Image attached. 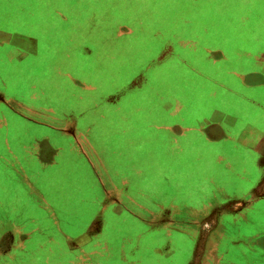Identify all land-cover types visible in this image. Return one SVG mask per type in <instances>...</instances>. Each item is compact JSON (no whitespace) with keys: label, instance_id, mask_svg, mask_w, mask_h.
Here are the masks:
<instances>
[{"label":"rangeland","instance_id":"1","mask_svg":"<svg viewBox=\"0 0 264 264\" xmlns=\"http://www.w3.org/2000/svg\"><path fill=\"white\" fill-rule=\"evenodd\" d=\"M87 1L0 0V28L8 31L0 32V42L12 41L26 50L24 61H17V69L24 76L14 78L12 73H5V81L0 82L27 81L22 85L26 86L24 94L11 93L9 103L26 118L68 134L99 176L104 175L100 170L106 166L110 170H118V166L135 168L136 181H141L145 193L139 207L149 208V200L158 199L168 206L170 214L180 215L187 201L191 207L188 210L196 215L197 184L203 176L196 169L201 146L194 138L197 142H191L182 156L177 152L181 143L166 139L165 132L177 135L184 130L197 131L204 124L189 119L206 117L219 99L229 108L235 74L243 76L263 63L246 60L253 56L241 54L244 51L237 42L264 35L253 22H264V0H98L89 13ZM16 34L24 37L15 41L12 36ZM260 49L252 54L260 56ZM234 51L237 57L230 54ZM245 80L246 85L256 87L262 78ZM254 87L249 93L241 92L239 101L254 98ZM194 103L204 104L202 112L191 108ZM85 107L93 108L88 110L92 121L81 119ZM182 117L189 118L187 125L179 124ZM173 118L177 122H168ZM150 120L157 123L150 125ZM155 128L157 137L151 138L149 132ZM54 149L48 141L41 142L36 149L40 161L53 164ZM169 152L177 154L167 156ZM111 174L118 178L117 171ZM227 175V185L233 188L236 174ZM19 179L14 176L13 183ZM117 187L111 182V192L116 193ZM27 191L29 194L31 190ZM35 196L39 206H45L42 197ZM228 198L219 196L221 201ZM164 205L154 210L166 212ZM150 224L160 229L172 224L173 231L153 232L154 244L163 249L166 237L162 235L168 231L167 237H172L175 245L172 263L184 264L190 245L179 234L197 227V221L156 220ZM200 227L205 230L208 226L202 222ZM108 234L111 240L123 242L116 233ZM93 243L84 237L74 242ZM59 244L65 245L62 238L49 239L47 246ZM1 245L15 246V240L8 236ZM39 256L27 264L55 261L53 253H42L38 260ZM64 260L67 263L63 264H69L75 256L68 254ZM0 263L17 264L10 254H2Z\"/></svg>","mask_w":264,"mask_h":264},{"label":"crops","instance_id":"2","mask_svg":"<svg viewBox=\"0 0 264 264\" xmlns=\"http://www.w3.org/2000/svg\"><path fill=\"white\" fill-rule=\"evenodd\" d=\"M253 22L264 30L263 21ZM0 32L8 31L0 28ZM12 37L16 41L24 35ZM237 43L243 48L241 54L253 56L246 60L263 63L243 76L235 74V83L229 87L230 101L233 100L229 108L219 99L214 101V109L206 117H186L187 120L182 117L179 121L183 125L189 120L202 122L204 125L197 131L184 130L177 135L165 132L166 139L181 143L177 152L182 156L191 142L198 139L201 146L196 169L203 176L197 184L196 215L188 210L191 207L187 201L184 202L188 206L183 203L180 215L170 214L168 206L158 199H150L149 208L139 207L145 193L141 190V181H136L135 168L118 166V170H110L111 167L106 166L100 170L104 175L99 176L68 134L57 132L45 122L28 119L11 106V93L24 94L26 86L22 85L26 80L15 83L7 79L6 83H0V256L10 254L17 264H27L38 254L39 260L42 253H53L55 261L47 263L43 259L39 264L67 263L64 259L68 254H73L76 261L69 264H173L175 245L173 238L167 237L168 231L162 235L166 237L163 249L154 244L156 239L152 237L156 230L173 231L172 224L160 229L150 222L182 220L198 224L179 234L190 245L184 264H264V35ZM259 46L260 56H255L252 53L258 52ZM25 52L23 46L15 42H0V82L5 81V73H12L14 78L24 76L23 71L17 69L20 67L17 61L18 58L21 63L24 61ZM230 54L237 57L238 52ZM258 76L262 81L253 86L254 98L239 101L241 92L249 93L253 88L245 84V79ZM203 106L194 103L191 108L202 112ZM91 109H86L81 119L92 121L88 117ZM152 123L157 122L150 120V125ZM149 133L151 138L152 135L157 137L158 130L155 128ZM44 141L55 148L53 164L45 165L39 159L36 149ZM135 152L136 148L132 155ZM116 171L118 178L111 174ZM228 173L236 174L237 185L233 188L227 185ZM248 173L253 175L248 176ZM17 175L21 180L13 183ZM238 180L246 185H239ZM113 181L118 185L116 193L111 192ZM27 189L31 190L29 194ZM35 194L42 197L45 206H39ZM221 195L230 198L221 201ZM163 205L166 212L154 210ZM52 222H56V226ZM202 222L208 226L205 230L200 227ZM115 223L118 226L115 227ZM110 232L123 238V242L111 240ZM8 236L15 240V246L1 245L2 239ZM83 237L93 241V245L74 244ZM55 238H62L65 245L47 246L48 240ZM136 240L140 242L133 243Z\"/></svg>","mask_w":264,"mask_h":264},{"label":"trees","instance_id":"3","mask_svg":"<svg viewBox=\"0 0 264 264\" xmlns=\"http://www.w3.org/2000/svg\"><path fill=\"white\" fill-rule=\"evenodd\" d=\"M98 5V0H89V2L87 1V13H89L91 10H94V8H96V6Z\"/></svg>","mask_w":264,"mask_h":264}]
</instances>
